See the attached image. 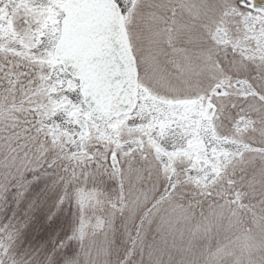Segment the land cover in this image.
<instances>
[{
  "label": "snow or ice",
  "instance_id": "snow-or-ice-1",
  "mask_svg": "<svg viewBox=\"0 0 264 264\" xmlns=\"http://www.w3.org/2000/svg\"><path fill=\"white\" fill-rule=\"evenodd\" d=\"M0 264H264V0H0Z\"/></svg>",
  "mask_w": 264,
  "mask_h": 264
}]
</instances>
